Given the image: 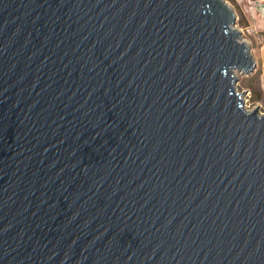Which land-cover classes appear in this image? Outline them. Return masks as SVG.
<instances>
[{
  "label": "water",
  "instance_id": "water-1",
  "mask_svg": "<svg viewBox=\"0 0 264 264\" xmlns=\"http://www.w3.org/2000/svg\"><path fill=\"white\" fill-rule=\"evenodd\" d=\"M226 0H0V264H264V115Z\"/></svg>",
  "mask_w": 264,
  "mask_h": 264
},
{
  "label": "rangeland",
  "instance_id": "rangeland-1",
  "mask_svg": "<svg viewBox=\"0 0 264 264\" xmlns=\"http://www.w3.org/2000/svg\"><path fill=\"white\" fill-rule=\"evenodd\" d=\"M226 1L230 4L237 16L233 27L240 31L241 39L250 47L251 54L256 62V67L251 73H237L238 81L236 83V89L238 92L243 93L244 107L246 110H258L260 115H264V35H262L264 33L258 32L251 26L250 20L239 2L236 1L248 21V25H245L241 20L237 6L230 0Z\"/></svg>",
  "mask_w": 264,
  "mask_h": 264
},
{
  "label": "crops",
  "instance_id": "crops-1",
  "mask_svg": "<svg viewBox=\"0 0 264 264\" xmlns=\"http://www.w3.org/2000/svg\"><path fill=\"white\" fill-rule=\"evenodd\" d=\"M247 14L251 26L264 33V0H236ZM264 35V34H262Z\"/></svg>",
  "mask_w": 264,
  "mask_h": 264
},
{
  "label": "trees",
  "instance_id": "trees-1",
  "mask_svg": "<svg viewBox=\"0 0 264 264\" xmlns=\"http://www.w3.org/2000/svg\"><path fill=\"white\" fill-rule=\"evenodd\" d=\"M231 2H233L236 6L237 9L239 10V14L241 16V20L243 21V23H245V25H248V21L246 20L244 14L242 13L241 9L238 7V4L236 3V0H230Z\"/></svg>",
  "mask_w": 264,
  "mask_h": 264
}]
</instances>
